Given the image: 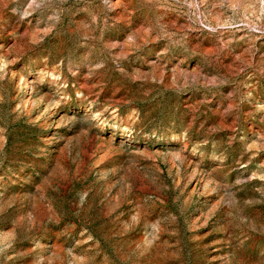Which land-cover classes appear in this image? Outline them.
<instances>
[{"label":"rangeland","instance_id":"1","mask_svg":"<svg viewBox=\"0 0 264 264\" xmlns=\"http://www.w3.org/2000/svg\"><path fill=\"white\" fill-rule=\"evenodd\" d=\"M0 264H264V0H0Z\"/></svg>","mask_w":264,"mask_h":264}]
</instances>
